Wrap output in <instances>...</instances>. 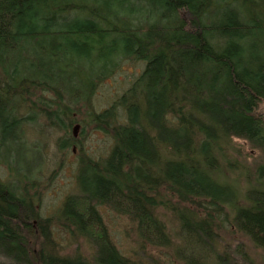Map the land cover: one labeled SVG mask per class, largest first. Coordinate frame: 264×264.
<instances>
[{
	"label": "trees",
	"instance_id": "obj_1",
	"mask_svg": "<svg viewBox=\"0 0 264 264\" xmlns=\"http://www.w3.org/2000/svg\"><path fill=\"white\" fill-rule=\"evenodd\" d=\"M135 62L115 103L94 110L98 84ZM38 114L53 129L102 123L115 145L86 160V193L58 216L0 184V264H136L99 206L129 222L137 260L157 258L147 264H260L219 232L264 251V0H0L1 141ZM60 224L88 255L60 248Z\"/></svg>",
	"mask_w": 264,
	"mask_h": 264
},
{
	"label": "rangeland",
	"instance_id": "obj_2",
	"mask_svg": "<svg viewBox=\"0 0 264 264\" xmlns=\"http://www.w3.org/2000/svg\"><path fill=\"white\" fill-rule=\"evenodd\" d=\"M141 66L140 63L138 64L136 62L127 63L121 71L117 72L114 76L102 83L94 98L93 109L100 112L109 107L110 101L114 100L117 95L126 88L133 76L139 72ZM81 129L82 136L84 137V140L82 141L83 150L76 146L75 151H72V148L70 147L65 154H61L58 151V144L55 141H52L51 139L47 140L43 133V135L37 133L35 135H28L25 142L21 141V150L18 154L16 153L17 150L15 148H10L8 152H4L3 159L0 158V170L5 178H10V176L6 167L2 164V161L8 165L13 175H17L19 171H23L29 178L36 179L37 171L44 165L45 157L43 147L45 141L47 140V148L50 149V151L58 152L59 157L58 155H53V158H56L61 163L57 166L46 169L39 176L41 184H43L41 204L45 215L59 212L63 201L70 192L77 193L82 190L84 178L80 176L78 172H75V169L83 154L100 158L105 157L109 152L111 140L104 132L101 130H93V127L88 124H84ZM84 132H87V134ZM238 143V146L242 151L241 157L243 159L251 160L252 157L256 155L254 149L251 150L246 143L240 141ZM102 213L108 233L115 237L114 241L117 242L121 248H126L124 251L129 250L128 231L132 230V226L126 221V219L118 217L112 211L102 209ZM219 234L222 239L232 245H236L235 241L239 239L240 242L245 243L244 246L247 247L250 256L255 260H258L260 264H264V259L263 263L259 260L261 259V256H264V251L255 249L246 237L242 235H233L227 229L221 230ZM57 238L60 242H65L64 252H70L77 245L81 244H75L74 242L69 244L71 238L66 232H63V236L57 235ZM79 247L82 254H86L84 247L82 245H79ZM229 255L236 259L233 252L230 251ZM149 259L152 261L157 258L152 257Z\"/></svg>",
	"mask_w": 264,
	"mask_h": 264
},
{
	"label": "bare ground",
	"instance_id": "obj_3",
	"mask_svg": "<svg viewBox=\"0 0 264 264\" xmlns=\"http://www.w3.org/2000/svg\"><path fill=\"white\" fill-rule=\"evenodd\" d=\"M101 85H102V83L98 84V86H97L98 90H99ZM119 95H117V97ZM117 97L114 100L110 101L109 105L112 106L115 103V100H117ZM43 108L41 107L38 111L42 112ZM23 119L27 120V122H26L27 126L24 127L25 130H22V129L19 130L16 138H12V140L9 139V140H5V141H1V138H0V158L1 159H3L2 157H3L4 152H8L10 150V148H15L17 150L16 153L18 154L19 151L21 150V141L25 142L26 138L28 137V135L30 136V135L37 134L38 129H39L38 132L39 133H43L47 140L51 139L52 141H55V142L60 139V136H62V132H63L65 137H66V140L68 141V143H71V145H73V146H71L72 151H75V147L76 146L83 150L82 141L84 140V137L82 136V129L81 128H82V126L84 124L80 120L79 121H74L72 119V121H70L71 118L66 119L67 121L64 123L66 128L64 126H62V127L59 126V127H57L60 130L59 131L56 128L53 129V128L49 127V126H46V122H44V119L41 118L40 114L32 115V116L27 115V116L23 117ZM77 126H78V129L75 130V128ZM89 126L93 127V130H101L102 132H104L111 140V147H110L109 152L107 153V155L105 157H100V158L97 157L96 158V157L88 155V154H83L81 159L78 161L79 163L77 164V167L75 169V172H78V174L80 176H82V177H83V175L85 173H87L88 163L86 162V160L89 159V157L91 159H95V160H97V159L102 160L103 158H107L110 155V153L112 152V150L114 148V145H115L114 139L112 137H110L112 135V134H110V131L107 130V129H103L104 124L100 123L99 125H95V127L92 126V125H89ZM68 131H70V135H68ZM85 131H86V129H85ZM85 134H87V132ZM47 140L45 141L44 147H43V153H44V157H45L44 158V165H43L42 168H39V170L37 171V173H36L37 174V178L36 179L29 178L28 175L25 174L23 171H19L17 173V175H13L11 173V170L9 169L8 165L5 162L2 161V164L6 167V170H7V172H8V174H9L11 179L10 178H5L3 176L1 170H0V172H1V174H0V184H4V185H6V186H8L10 188H15V187L18 188V186L22 185L24 190H27V188L24 187V186H27L29 188L30 195L33 196L34 200L29 195H28L29 196L28 198L31 200L30 202H31L32 205H33V201L36 203V205H37L36 207H37L38 210L37 209H35V210H36L37 214L41 213V211H42L43 216L49 217V216H56V215L58 216V215H60V212L62 211V207L64 205V202L66 201V199L70 195H75L76 198L80 199V198H82L84 196L86 191L85 190L83 191V188H82V190H80L77 193L70 192L66 196L65 200L63 201L59 212L52 213L51 215H45V213L43 212V206L41 204L43 184H41V180L39 179V176L46 169H49V168H51L53 166H57L59 163H61L56 158H53V155H55V156L58 155V157H59V154H58L57 151L56 152H52V151H50V149L47 148ZM58 151L61 154H65L67 152V151H64V150L62 151V149L59 147V145H58ZM102 209H105L106 211H110L108 207L99 206V211L101 212L102 216H103ZM103 219H104V217H103ZM71 229H73L72 226H70V228H69L68 226H66L64 224H60V225H58L57 227L54 228V236H55L56 240L60 243V248L61 249H63L65 247V245H64L65 242L64 243L60 242L58 240V238H57V235L63 236V232H66L69 236H71L70 233H69V231ZM77 230H79L78 231L79 233H83V231H84L83 228H77ZM75 235H77V234H75ZM110 237H111L112 241L115 243L116 247L122 252L121 255H123V256H125V255L132 256V258L135 259L136 264H147V261H148V259L150 257L147 253L142 251L139 254L138 260H137V253H136L137 251H136V249H134L132 251V247H130L131 245H129V250L124 251V249H126V248H121L117 244V242L114 241L115 237L113 235H110ZM29 238L32 239V241L36 242L35 246L38 247V249H39L40 246H41L42 240L37 239V241H35L34 237H32V236H30ZM64 240H65V237H64ZM72 242H74L73 239L70 240L69 244L72 243ZM74 243L75 244L76 243H81L79 245H82L84 247L85 251H86V254H83V255H88V251H89V249L91 247V246H89V243H82V240H80V239L76 240V242H74ZM74 243H73V245H74ZM79 245H77L71 251L73 252V250H78V252L80 254H82Z\"/></svg>",
	"mask_w": 264,
	"mask_h": 264
},
{
	"label": "water",
	"instance_id": "obj_4",
	"mask_svg": "<svg viewBox=\"0 0 264 264\" xmlns=\"http://www.w3.org/2000/svg\"><path fill=\"white\" fill-rule=\"evenodd\" d=\"M78 129V126L75 128V130H77Z\"/></svg>",
	"mask_w": 264,
	"mask_h": 264
}]
</instances>
